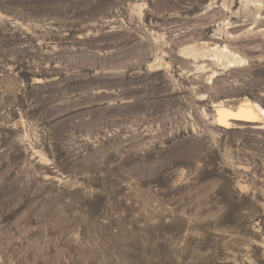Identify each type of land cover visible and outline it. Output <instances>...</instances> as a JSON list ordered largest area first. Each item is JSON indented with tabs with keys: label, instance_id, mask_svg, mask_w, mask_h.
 <instances>
[{
	"label": "rangeland",
	"instance_id": "obj_1",
	"mask_svg": "<svg viewBox=\"0 0 264 264\" xmlns=\"http://www.w3.org/2000/svg\"><path fill=\"white\" fill-rule=\"evenodd\" d=\"M0 264H264V0H0Z\"/></svg>",
	"mask_w": 264,
	"mask_h": 264
}]
</instances>
